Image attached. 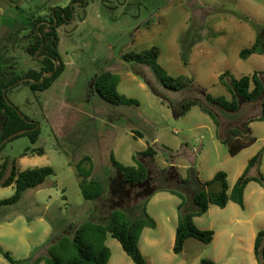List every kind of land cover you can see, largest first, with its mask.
<instances>
[{
    "label": "rangeland",
    "instance_id": "1",
    "mask_svg": "<svg viewBox=\"0 0 264 264\" xmlns=\"http://www.w3.org/2000/svg\"><path fill=\"white\" fill-rule=\"evenodd\" d=\"M57 1L60 5L71 2ZM41 2L0 0V44L14 21L27 23ZM158 7L162 8L161 13L150 16ZM263 32L264 0H200L193 5L188 0H91L85 10L76 9L75 19L58 30L59 52L67 65L66 71L47 91L33 92L21 85L7 93L8 100L23 115H36L41 135L36 144L26 136L6 143L0 156V166L8 157L5 179L9 177L13 159L17 160L19 171L49 166L54 175L37 188L28 189L18 203L0 206V264H11L2 251L25 264L47 256L59 237L73 236L75 229L84 223L89 229V220L104 222L112 210H132L137 206L134 214L141 213L148 193L113 205L108 180L115 174L111 155L123 169L145 167L147 177L151 173L153 189L177 188L162 176L176 166L182 180L190 179L194 168L204 183L225 172L231 192L251 159L259 153V161L248 176L258 179L264 176L261 101H239V111L228 113L207 99L210 95L232 101V78L259 73L264 80V53L241 57V52L255 46ZM152 48L159 50L158 63L168 76L183 78V89L174 91L165 87L150 66L133 64L122 68L121 53L142 54ZM32 65L25 51L0 50V74L6 73L7 66L11 67V73H20ZM109 70L119 77L117 93L136 104L119 106L123 115L118 116L115 132H108L103 151L71 145L59 135V123L53 122L57 103L61 110L59 103L67 92L75 102L86 96L88 80ZM226 72L230 76L223 78ZM194 99L198 104L185 115H176L175 110H181L186 101ZM100 101L104 100L99 95L88 97L85 104L88 116H94L95 105ZM250 119H254L249 127L256 141L232 156L225 142L228 130L242 129ZM101 132L104 134L105 130ZM149 146L156 150L152 158L144 155ZM40 147L45 150L43 155L29 152L23 156L27 149ZM85 156H90V160L79 166ZM247 187L246 208L235 202V207L226 209L214 205L203 221H198L200 227L212 224L220 231L227 225L234 232V238L224 249L225 238L219 237L217 243L200 245L196 251L184 255L175 254L168 241L172 221L180 211L177 206L184 197L167 190L152 194L146 211L157 219L161 229L144 233L146 260L154 264H201L203 258H216L217 264H264V259L250 249L253 236L257 239L259 232L264 231V181H252ZM84 189L92 199L86 197ZM218 189L219 186L214 188ZM15 192V184L1 186L0 201ZM99 193L103 197L94 198ZM187 193L191 199L192 194ZM162 229H165L162 244L151 246L145 241L149 235L159 237ZM105 244L111 251L110 264H135L112 235L107 236ZM58 250L61 247L52 251Z\"/></svg>",
    "mask_w": 264,
    "mask_h": 264
},
{
    "label": "trees",
    "instance_id": "2",
    "mask_svg": "<svg viewBox=\"0 0 264 264\" xmlns=\"http://www.w3.org/2000/svg\"><path fill=\"white\" fill-rule=\"evenodd\" d=\"M255 53H264V32L255 46L241 52V57L246 59ZM158 59L159 50L157 48H152L142 54H135L133 57V60L138 63L150 65L165 87L174 91L183 89L185 86L183 84V78L179 77L174 79L168 76L167 72L158 63ZM228 76H230L229 72L222 75L223 78ZM119 81L117 75L105 74L100 79V85L106 96L114 102L126 105L136 104L135 100L125 98L117 93L116 90ZM231 84V91L233 92L232 101L224 98L215 99L210 95L207 96V99L228 113H236L239 111V101H261L262 114L259 119L264 120V97L262 98L264 93V80H262L259 73H254L252 76H243L240 79L232 78ZM34 87L38 88L40 86L34 85ZM196 104H198V101L195 99L186 101L182 109L175 110V113L177 116L185 115ZM0 118L3 120V131L0 136V142L9 135L25 128L27 125L25 121L20 118L18 113L6 103L2 86H0ZM253 120L254 119H250L242 129L232 127L228 130V136L225 142L229 144L230 154L232 156H236L255 143L256 139L252 136L249 127ZM37 135L38 133L31 134L33 142L36 141ZM263 152L264 148L262 150V153ZM37 153L43 155L44 150H37ZM155 154L156 150L152 146H149L144 152V155L151 158L154 157ZM260 156L261 153L251 159L247 170L238 179L231 192L227 180L228 176L225 172L217 173L211 181L205 183L200 181L198 173L194 168H192V176L188 180H182L180 178L176 166H171L167 173H162L165 180L170 183H175L177 188H157L156 192L167 190L173 194L184 197V200L179 206L181 213L176 231L174 245L175 254H181L184 251L185 243L190 238L196 239L204 244L212 243L215 232L213 230H202L195 222V218L205 215L209 211L211 205L225 208L230 201H233L241 207H244V194L248 184L252 181H264V176L262 175L260 179L248 176L249 170L259 161ZM89 160L90 158L86 157L85 161ZM111 162L118 170L122 171L125 178L130 181L144 182L148 178L150 179L149 176L147 177L145 167L135 168L127 166L123 169L118 162H116L113 155H111ZM79 166H82V164L80 163ZM52 175H54V170L49 166L36 167L25 171H17L16 167H14L10 178L2 184V187L15 184L16 192L12 197L0 201V206L16 204L26 190L43 184L46 179ZM1 177L2 174L0 175V181ZM216 186H219L218 190H214ZM187 192L192 194L191 199H189ZM85 195L88 199L93 198L87 195L86 192ZM96 197L101 198L103 194L99 193V195L94 198ZM188 200L190 201L189 203ZM147 201L140 209L141 213L139 214H134L135 212L137 213L139 209V207L136 206L132 210H112L104 222L89 220L87 223H89L91 228L89 226L88 229V226L84 223L75 229L73 236L70 234L62 235L50 246L47 256H40L28 264H41L42 262L45 264H108L111 258L110 248L105 244L108 235H112L113 238L121 243L122 248L135 264H148L139 247V241L144 229L147 227H156V221L146 211ZM69 236H71L72 241ZM93 236L96 237L90 239V237ZM56 247H61V251H52ZM71 250H74L75 253H72ZM1 253L11 264L26 263L15 260L7 252L2 251ZM255 253L264 259V231H260L257 236ZM201 264L217 263L211 259L203 258Z\"/></svg>",
    "mask_w": 264,
    "mask_h": 264
},
{
    "label": "flooded vegetation",
    "instance_id": "3",
    "mask_svg": "<svg viewBox=\"0 0 264 264\" xmlns=\"http://www.w3.org/2000/svg\"><path fill=\"white\" fill-rule=\"evenodd\" d=\"M90 1L91 0H71L68 5H60L57 0H42V2L37 5L35 11L31 13L27 23L23 24L19 21H14L15 23L4 34L2 44H0V50L11 49L13 51H25L26 55L33 62L32 66L20 73H11V67L7 66L8 70L6 73L0 74V86L3 87V96L6 103L11 106L18 113L20 118L27 124L25 128L13 133L16 134L18 132H22V134L15 136L14 138L8 140V142L19 138L18 136L28 137L32 144H36L38 142L41 130L39 122L35 119L36 115L33 114V117L23 115L18 108L8 100L7 93L21 85L29 87L33 92H44L49 90L54 85V83L67 69V65L62 61L59 52L60 38L58 30L71 23L75 19L76 9L85 10ZM188 1L191 5H193L194 3H199L200 0ZM161 9V7L155 8V10H152L150 16H158L161 13ZM134 55L135 53L132 52L125 54L121 53L119 58L122 62V64L120 63L122 68H127L133 64L150 66L134 61ZM6 64H10V62H6ZM105 74L117 75L113 71L109 70L93 76V78L89 79L86 84V96L84 94L79 97L78 101L75 102L74 100H71L67 92V96L59 103V107L61 105V110L58 109L57 103V106L53 111V122L59 123L58 127L61 128L59 135L62 136L64 141H67L71 145L77 144L80 146H86L91 151L94 149L97 152L103 151V144H106L104 140L108 136V132H115L114 128L118 123V116L123 115L119 106L126 104L116 103L106 96L100 85V79ZM34 85H39L40 87L35 88ZM94 95H99L104 101H100L95 105L96 113L94 116L90 117L86 113L85 104L88 97ZM109 106H112L115 109H111ZM2 126L3 120L0 118V136L3 131ZM102 129L105 130L104 134L101 132ZM34 133H38L35 142H33L31 138V134ZM5 139H3L0 144ZM6 143L0 148V156L2 155V151ZM93 145H95V147H93ZM40 149L44 150L42 147L31 151L30 149H27L23 153V156H27L29 152H32V155L35 153L37 154V150ZM86 157L90 156L83 157L79 161V164L81 162H86ZM8 166L9 162L7 157L5 162L0 166V175L2 174L0 187L10 178L14 167H16L17 171H19L17 160L13 159L9 177L5 179ZM113 168L115 169V174L114 176H109L108 178L110 193L113 196V205H121L126 200L138 199L142 195L146 194L148 190L153 188L151 186V173L149 175V182L142 187H138L137 183H134L126 178H121L117 172L118 168L114 165ZM163 179L165 180V177H163ZM37 187L38 186L32 188Z\"/></svg>",
    "mask_w": 264,
    "mask_h": 264
},
{
    "label": "crops",
    "instance_id": "4",
    "mask_svg": "<svg viewBox=\"0 0 264 264\" xmlns=\"http://www.w3.org/2000/svg\"><path fill=\"white\" fill-rule=\"evenodd\" d=\"M248 188V187H247ZM246 191H247V189L245 190V194H244V207L243 208H246V205H247V194H246ZM172 195H174V194H172ZM176 196V195H175ZM182 202V200H180L179 201V204H178V208H179V205H180V203ZM235 204H234V202L233 201H231V202H229V204L225 207V208H223V209H226L227 207H235L234 206ZM216 206H214V205H211L210 206V209H209V211L205 214V215H207L209 212H211L214 208H215ZM205 215H203V216H201V217H196L195 218V222H196V225L200 228V229H202V230H214V232H215V237H214V240L212 241V243H210V244H204V243H202V242H199L198 240H196V239H193V238H190V239H188L187 241H186V243H185V246H184V251L181 253V254H186V253H188V252H193V251H196L197 250V248H198V246H200V245H211V244H213V243H217V241H218V239H219V237H224L225 238V241H224V245H223V249H224V247H225V245L227 244V243H229L230 242V240L232 239V238H234V236H235V234H234V232H232L229 228H228V226L226 225V226H224V227H222L221 229H220V231H217L216 229H214V225H207V227H200L199 225H198V221H203V217L205 216ZM152 217V216H151ZM155 221H156V227L155 228H149V227H147V228H145L144 229V231H143V233H142V235H141V238H140V241H139V247H140V249H141V251H142V253H143V255L145 256V257H147L146 256V253H145V251H144V249H143V239H144V233L145 232H148V234L152 231L151 229H161V224L157 221V219L155 218V217H152ZM179 218H180V211H179V213L178 214H175V220H173L172 222H173V225H172V227H171V229H170V232H169V236H168V241H169V243H170V246H171V248H173V250H174V245H175V240H176V231H177V227H178V224H179ZM170 220V219H169ZM229 224L231 223V220H226ZM165 230V229H164ZM163 229L161 230V235L158 237L157 235L156 236H153V235H149V236H147L146 237V239H145V241L147 242V243H149V244H151V246H159L160 244H162L163 243V241H164V239H163V235L165 234V233H163L162 231H164ZM152 233V232H151ZM241 238H239V240H240ZM198 243H202V244H198ZM255 243H256V235H254L253 236V240H252V244H251V247H250V249L251 250H253L254 252H255ZM200 247H202V246H200ZM160 255L161 256H163V254H161L160 253ZM196 255V254H195ZM112 258V257H111ZM161 258H165L164 256L163 257H161ZM211 259H213L216 263L218 262V259H216V258H211ZM148 261V260H147ZM42 263H44V262H42ZM41 263V264H42ZM111 263V259H110V261H109V263L108 264H110ZM128 264H132L131 262H129ZM148 264H154V263H152V262H150V261H148Z\"/></svg>",
    "mask_w": 264,
    "mask_h": 264
},
{
    "label": "water",
    "instance_id": "5",
    "mask_svg": "<svg viewBox=\"0 0 264 264\" xmlns=\"http://www.w3.org/2000/svg\"><path fill=\"white\" fill-rule=\"evenodd\" d=\"M264 97V93H263V95H262V98ZM240 106H241V102H240ZM20 134H22V132H18V133H16V134H13V135H11L10 137H8L7 139H5L1 144H0V148L6 143V142H8V140H10V139H12V138H14L15 136H17V135H20ZM118 172V174L120 175V177L121 178H125V176H124V174L122 173V171H120V170H118L117 171ZM149 182V178L147 179V180H145L144 182H141V183H138L137 184V186L138 187H142V186H144L146 183H148ZM156 192V189H150V190H148V196L150 197L152 194H154ZM148 197V198H149Z\"/></svg>",
    "mask_w": 264,
    "mask_h": 264
}]
</instances>
